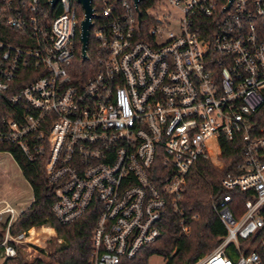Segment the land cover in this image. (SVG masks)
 I'll use <instances>...</instances> for the list:
<instances>
[{
    "label": "built area",
    "instance_id": "obj_1",
    "mask_svg": "<svg viewBox=\"0 0 264 264\" xmlns=\"http://www.w3.org/2000/svg\"><path fill=\"white\" fill-rule=\"evenodd\" d=\"M164 1L181 10L176 31L170 13L147 14ZM91 3L82 60L76 0H0V108L12 111L0 114V143L46 158L59 223L99 209L91 264H127L161 235L168 207L190 233L198 214L179 205L188 176L202 161L222 168L220 140L237 137L243 158L220 184L244 200L236 213L230 192L212 195L224 234L192 264H264V0ZM90 40L83 77L74 62L89 59ZM24 210L0 200L3 259L35 228L9 231Z\"/></svg>",
    "mask_w": 264,
    "mask_h": 264
},
{
    "label": "trees",
    "instance_id": "obj_2",
    "mask_svg": "<svg viewBox=\"0 0 264 264\" xmlns=\"http://www.w3.org/2000/svg\"><path fill=\"white\" fill-rule=\"evenodd\" d=\"M92 3L95 7L94 1ZM77 6L81 12V7ZM139 10L143 19L142 4H139ZM59 11L55 10L54 14L59 13ZM91 47L90 40L88 47L89 59L87 61H82L77 54L74 62V70L77 75L87 77L92 73V68L90 69L93 63V58L90 54ZM8 94V92L0 93V104H3V106L6 104L4 99ZM11 113L12 111L9 108L1 105L0 114ZM257 116L264 122V108L257 113ZM241 147V141L237 137L232 140L221 138V155L219 158L223 163L222 168L214 167L209 161H202L189 174L179 205L186 211L190 210L191 213L196 212L198 214L196 220L190 221V233L185 235L180 232V215L168 207L162 216L161 235L156 241L140 248L134 258L129 260L127 264H149V259L152 255L164 258V264H192L199 256L207 254L214 249L220 240L219 236L224 234V227L213 211H211L212 195H223L230 192L232 194V202L230 204L235 212L238 211L235 205L244 200L242 192L236 190L227 192L220 184L221 179L229 171H238L237 165L243 158ZM0 151L10 153L33 193L31 202L25 207L19 218L9 226V231L12 234H17L26 232L32 227H41L43 225L53 227L56 234L63 241L58 248L48 255L49 259L56 264H91L90 238L94 231L99 209L92 206L72 223H59L50 209L54 200V192L53 187L48 183L44 174L46 158L42 156L35 161H29L23 156L17 146L9 143H0ZM5 230V223H0V242L3 239ZM2 264L26 263L22 261L19 254H16L4 259ZM27 264H52V262L36 258Z\"/></svg>",
    "mask_w": 264,
    "mask_h": 264
},
{
    "label": "rangeland",
    "instance_id": "obj_3",
    "mask_svg": "<svg viewBox=\"0 0 264 264\" xmlns=\"http://www.w3.org/2000/svg\"><path fill=\"white\" fill-rule=\"evenodd\" d=\"M165 14L170 13L169 28L171 31H176L180 23L182 13L181 10L175 6H170L168 2H160L159 7L156 10H147L149 16L154 14ZM33 197L31 188L26 179L21 175L20 170L14 159L9 153L0 151V200L9 201L13 206L18 209L25 208L30 203ZM38 228V227H35ZM56 234V233H55ZM43 234L37 237L33 243L21 244L17 248V254L21 256L22 261L26 264L33 261L36 258L52 262L48 258L56 248L60 246L63 239L57 234L49 238ZM60 240V242L58 241ZM3 258L0 256V264L3 263ZM165 260L157 255L150 256L149 264H164Z\"/></svg>",
    "mask_w": 264,
    "mask_h": 264
},
{
    "label": "water",
    "instance_id": "obj_4",
    "mask_svg": "<svg viewBox=\"0 0 264 264\" xmlns=\"http://www.w3.org/2000/svg\"><path fill=\"white\" fill-rule=\"evenodd\" d=\"M58 0H51V5H56ZM137 0H133V2L136 3ZM76 3L80 5L82 12H83V18L81 22V50L80 55L82 57V60L87 59L86 55V49L88 45V34L89 29L92 26V21L90 20L92 17L95 16L94 8L92 6L91 0H76ZM139 18V13H138Z\"/></svg>",
    "mask_w": 264,
    "mask_h": 264
},
{
    "label": "bare ground",
    "instance_id": "obj_5",
    "mask_svg": "<svg viewBox=\"0 0 264 264\" xmlns=\"http://www.w3.org/2000/svg\"><path fill=\"white\" fill-rule=\"evenodd\" d=\"M54 233V229L50 226L43 225L39 228H33L29 231V234L26 236L25 241L33 243L34 240H36L37 237L45 235H52Z\"/></svg>",
    "mask_w": 264,
    "mask_h": 264
}]
</instances>
